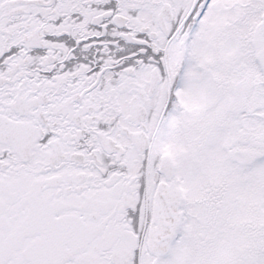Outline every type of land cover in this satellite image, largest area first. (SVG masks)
<instances>
[{
    "label": "snow or ice",
    "instance_id": "6c2138e0",
    "mask_svg": "<svg viewBox=\"0 0 264 264\" xmlns=\"http://www.w3.org/2000/svg\"><path fill=\"white\" fill-rule=\"evenodd\" d=\"M0 264H264V0H0Z\"/></svg>",
    "mask_w": 264,
    "mask_h": 264
}]
</instances>
